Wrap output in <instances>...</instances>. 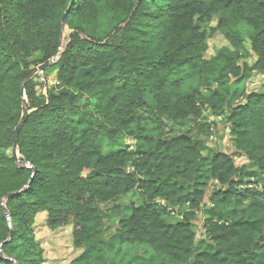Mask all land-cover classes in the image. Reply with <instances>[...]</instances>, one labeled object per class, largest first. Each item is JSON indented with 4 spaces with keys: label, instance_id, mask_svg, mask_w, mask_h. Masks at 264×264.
I'll list each match as a JSON object with an SVG mask.
<instances>
[{
    "label": "trees",
    "instance_id": "trees-1",
    "mask_svg": "<svg viewBox=\"0 0 264 264\" xmlns=\"http://www.w3.org/2000/svg\"><path fill=\"white\" fill-rule=\"evenodd\" d=\"M214 21L228 46L206 60ZM254 75L264 79V0H0V264H44L41 214L71 228L69 264H264V94L244 89ZM205 112L224 118L232 154L206 146ZM149 123L183 130L152 138ZM133 191L138 203L122 204Z\"/></svg>",
    "mask_w": 264,
    "mask_h": 264
},
{
    "label": "rangeland",
    "instance_id": "rangeland-1",
    "mask_svg": "<svg viewBox=\"0 0 264 264\" xmlns=\"http://www.w3.org/2000/svg\"><path fill=\"white\" fill-rule=\"evenodd\" d=\"M207 40H206V53L205 59L210 60L214 58L217 52L228 46L226 40L222 37L219 32L210 33V29L216 28V21L206 25L205 27ZM240 32L243 41H245V48L248 52L247 57L241 61L245 62L248 66H251L255 62V56L249 51V45L247 43L249 30L244 27L240 26ZM69 34V31L64 28L62 33V42L61 46L64 47L65 40ZM37 57V56H36ZM239 63V65H241ZM38 76L42 77V73L37 72ZM45 80V85L47 88L51 87L54 83V75H49L46 79H40L42 82ZM215 84V83H214ZM196 86V82L191 81L187 83L186 88H193ZM217 86V85H216ZM214 86V87H216ZM244 89L247 92H257L264 94V79L260 76L254 75L251 79L244 84ZM45 94V90H44ZM207 122L210 124V135L204 137V142L206 146L211 149L225 154H232L233 153V144L231 141V137L229 135L228 126L225 123L223 117L217 118L212 116L209 112L204 113ZM183 130L182 126H176L173 128V134L165 133L162 134V128L156 127L154 124H147L144 126V131L146 135L153 137H158L159 135L163 136H170L172 137L174 133ZM124 145H128L131 147L130 149L134 150L137 145V141L129 140L127 137H124L123 140ZM109 144H105L103 149V154L107 155L110 152ZM247 165L250 169H252V165L247 164L243 159L236 158L235 165L241 167L242 165ZM212 182H206L204 185V191L206 195H210L213 191ZM137 204L138 197L137 194L133 191L122 198V204L129 205V204ZM46 215L41 214L37 216L35 219V238L40 244V247L43 250V258L44 264H69L73 259L79 256L80 251L76 250L72 246L71 242V228L64 227V228H57V229H50L45 224ZM169 221L172 223L174 221V217L171 216ZM204 218L201 213H198L196 216L195 221L192 223L193 225V232L195 234L196 241H201L204 239V226H203ZM114 228V223L107 224L105 227V231L110 233ZM137 250V249H134ZM144 250V249H143ZM145 251V250H144ZM143 251V252H144ZM134 252V251H133ZM146 252V251H145Z\"/></svg>",
    "mask_w": 264,
    "mask_h": 264
},
{
    "label": "water",
    "instance_id": "water-1",
    "mask_svg": "<svg viewBox=\"0 0 264 264\" xmlns=\"http://www.w3.org/2000/svg\"><path fill=\"white\" fill-rule=\"evenodd\" d=\"M65 16L66 14H64L61 18V28H62V32H63V29L65 28ZM62 41V37H61V40ZM63 48L60 44V49ZM54 61L53 60H50L46 63H44L43 65H40L39 67H37V69L35 70V72L33 73L36 74L37 72L39 73H42L44 70H46L51 64H53ZM25 82L22 84V87H21V90L23 91V86H24ZM28 111H27V108H26V102L24 101L23 103V107H22V119L21 121L19 122V124L17 125V127L15 128L14 130V133H13V137H12V144H13V152L15 153V156H14V160L16 161L17 160V153H16V144H17V137H18V134H19V131L21 129V127L23 126L24 122L26 121V118H27V115H28ZM12 197V195H8L6 197L7 198H10ZM7 216V214H6Z\"/></svg>",
    "mask_w": 264,
    "mask_h": 264
}]
</instances>
